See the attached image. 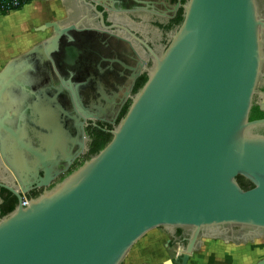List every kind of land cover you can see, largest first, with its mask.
Segmentation results:
<instances>
[{
  "label": "water",
  "instance_id": "water-1",
  "mask_svg": "<svg viewBox=\"0 0 264 264\" xmlns=\"http://www.w3.org/2000/svg\"><path fill=\"white\" fill-rule=\"evenodd\" d=\"M262 27L256 0H188L109 142L0 219V264H121L148 231L187 228L169 262L186 264L203 238L264 236V119L249 120Z\"/></svg>",
  "mask_w": 264,
  "mask_h": 264
},
{
  "label": "flooded vegetation",
  "instance_id": "flooded-vegetation-1",
  "mask_svg": "<svg viewBox=\"0 0 264 264\" xmlns=\"http://www.w3.org/2000/svg\"><path fill=\"white\" fill-rule=\"evenodd\" d=\"M87 1L97 10L93 28L84 19L54 33L46 49L18 56L9 68L0 65V219L108 143L188 0ZM256 4L264 55V0ZM258 119H264V62L249 113L250 121ZM256 131L264 134V126ZM188 234L177 228L170 240L180 245Z\"/></svg>",
  "mask_w": 264,
  "mask_h": 264
},
{
  "label": "crops",
  "instance_id": "crops-1",
  "mask_svg": "<svg viewBox=\"0 0 264 264\" xmlns=\"http://www.w3.org/2000/svg\"><path fill=\"white\" fill-rule=\"evenodd\" d=\"M93 12V7L83 0H33L0 14V65L35 48L46 49V42L54 35L53 27L41 29L46 23L65 28L83 18L92 21L93 28L97 24ZM170 236L160 228L148 231L131 247L121 264H169L176 257L178 246ZM262 259L264 236L231 243L203 238L186 264H257Z\"/></svg>",
  "mask_w": 264,
  "mask_h": 264
},
{
  "label": "built area",
  "instance_id": "built-area-1",
  "mask_svg": "<svg viewBox=\"0 0 264 264\" xmlns=\"http://www.w3.org/2000/svg\"><path fill=\"white\" fill-rule=\"evenodd\" d=\"M30 1L33 0H0V10L10 11L13 9H19Z\"/></svg>",
  "mask_w": 264,
  "mask_h": 264
},
{
  "label": "trees",
  "instance_id": "trees-1",
  "mask_svg": "<svg viewBox=\"0 0 264 264\" xmlns=\"http://www.w3.org/2000/svg\"><path fill=\"white\" fill-rule=\"evenodd\" d=\"M13 10H15V9H13ZM8 11H4V10H0V14H5V13H7ZM111 139V138H110ZM109 142V141H108ZM107 144V143H106ZM106 144H103V145H101V146H99L98 148H97V150H95L94 152H93V156L94 155H96ZM236 180H237V182L239 183V185L243 188V189H248V188H250V187H252V184L249 182V181H247L246 179H244L243 177H241V176H237L236 177Z\"/></svg>",
  "mask_w": 264,
  "mask_h": 264
},
{
  "label": "rangeland",
  "instance_id": "rangeland-1",
  "mask_svg": "<svg viewBox=\"0 0 264 264\" xmlns=\"http://www.w3.org/2000/svg\"><path fill=\"white\" fill-rule=\"evenodd\" d=\"M160 229H163V228H160Z\"/></svg>",
  "mask_w": 264,
  "mask_h": 264
},
{
  "label": "bare ground",
  "instance_id": "bare-ground-1",
  "mask_svg": "<svg viewBox=\"0 0 264 264\" xmlns=\"http://www.w3.org/2000/svg\"><path fill=\"white\" fill-rule=\"evenodd\" d=\"M15 150V149H14ZM21 164V163H20Z\"/></svg>",
  "mask_w": 264,
  "mask_h": 264
}]
</instances>
